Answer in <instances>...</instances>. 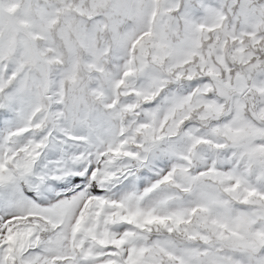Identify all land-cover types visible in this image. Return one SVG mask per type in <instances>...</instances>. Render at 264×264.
<instances>
[{"label":"snow or ice","instance_id":"6c2138e0","mask_svg":"<svg viewBox=\"0 0 264 264\" xmlns=\"http://www.w3.org/2000/svg\"><path fill=\"white\" fill-rule=\"evenodd\" d=\"M0 264H264V0H0Z\"/></svg>","mask_w":264,"mask_h":264}]
</instances>
